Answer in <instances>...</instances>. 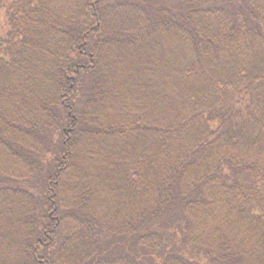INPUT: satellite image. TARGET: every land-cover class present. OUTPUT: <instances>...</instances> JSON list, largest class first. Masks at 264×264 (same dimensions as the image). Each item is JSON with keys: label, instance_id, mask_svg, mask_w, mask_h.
<instances>
[{"label": "trees", "instance_id": "1", "mask_svg": "<svg viewBox=\"0 0 264 264\" xmlns=\"http://www.w3.org/2000/svg\"><path fill=\"white\" fill-rule=\"evenodd\" d=\"M163 4L10 1L0 264H264V0Z\"/></svg>", "mask_w": 264, "mask_h": 264}, {"label": "rangeland", "instance_id": "2", "mask_svg": "<svg viewBox=\"0 0 264 264\" xmlns=\"http://www.w3.org/2000/svg\"><path fill=\"white\" fill-rule=\"evenodd\" d=\"M10 1H11V3H13V5H15V3L17 2V0H0V31L1 30H3V28H4V26H5V24H6V18H7V16H8V11H12L11 10V7H9L10 6ZM50 0H42V2L46 5V4H48V2H49ZM164 1H166V0H153V3H154V8L153 9H157V10H159V8L160 7H165V8H167L166 6H164ZM106 22H107V20H106ZM95 24H96V21H94L93 22V26H95ZM106 24V27L108 28V24L107 23H105ZM105 24H102V22H101V24L99 25V24H97L96 26H97V29L99 28H101L103 25H105ZM42 27V26H41ZM84 42V41H83ZM83 42H81V44H79L78 45V42H77V45H75V49L74 50H76L77 49V51L79 52V54L81 55V57H79V54H76V53H78L77 51L75 52V53H73L72 54V60L73 61H76L78 64L79 63H81V64H85V65H87V63L88 62H90V61H92V55L90 54V52H88L87 50H85L84 48H85V44L83 45ZM78 47V48H77ZM80 47V48H79ZM79 49V50H78ZM144 56H143V50L142 49H140L137 53H133V54H129V55H125V57L124 58H122L121 56H120V54H118V57H117V61H116V63H115V61H114V59L113 58H111V57H106V56H104L103 58H104V61H111L112 63H111V65L112 66H115V69H116V65H117V63L118 64H120V66L122 67V68H124V66H126V65H128V64H130V66H129V70L130 69H133V71L134 70H136V68H137V66H138V68L137 69H141V70H143L144 68H145V70L146 71H148V72H150V73H159V71H160V69H159V64H157V63H159V49L158 48H154L153 49V57L155 58V60L157 61V63H154L153 62V64L152 65H150V66H148V67H144V66H142V61H143V58ZM73 77V76H72ZM71 77V78H72ZM74 82V81H73ZM127 81L124 83L125 85H127ZM72 86H73V84H72ZM127 87V86H126ZM110 105H111V112H113V109H114V106H113V104L112 103H110ZM107 107H109V105L107 106ZM68 123V124H67ZM65 125V127L63 128V129H66V128H69L70 127V120L69 119H67V121L64 123ZM60 132H61V130H59ZM62 131H64V130H62ZM60 132H59V134H56L54 137H53V139L55 140V142H58V141H64L65 139L64 138H62V136H60ZM65 132V131H64ZM63 132V133H64ZM66 133V132H65ZM54 247H55V245H54ZM55 249V248H54ZM50 251H53V248H51L50 249ZM50 251H48V252H50Z\"/></svg>", "mask_w": 264, "mask_h": 264}, {"label": "water", "instance_id": "3", "mask_svg": "<svg viewBox=\"0 0 264 264\" xmlns=\"http://www.w3.org/2000/svg\"><path fill=\"white\" fill-rule=\"evenodd\" d=\"M97 28V26H96ZM83 45H84V42H83ZM80 48V47H79ZM78 69L75 70V73H77ZM71 81L73 82L74 81V77L71 78ZM71 87V86H70Z\"/></svg>", "mask_w": 264, "mask_h": 264}]
</instances>
